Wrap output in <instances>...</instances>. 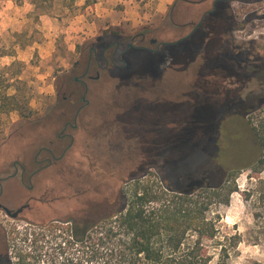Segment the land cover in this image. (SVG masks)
<instances>
[{
    "label": "rangeland",
    "instance_id": "374dc122",
    "mask_svg": "<svg viewBox=\"0 0 264 264\" xmlns=\"http://www.w3.org/2000/svg\"><path fill=\"white\" fill-rule=\"evenodd\" d=\"M175 1L149 25L138 29L122 25L118 34L132 38L146 29L157 30ZM245 1H233L229 19L221 8L214 23L206 19L192 37L163 48L161 58L127 53L118 62L127 67L113 70V82L92 87L91 116L79 121L76 136H55L63 126L60 115H52L63 105L57 100L58 82L70 76L82 48L99 39L112 41L115 33L99 26L95 6L85 8L86 0H76L72 7L63 0L48 1L42 9L50 15H41L31 0H0V145H6L1 149L0 178L14 174L16 164L30 168V173L49 165L33 178L32 192L19 177L4 184L1 203L12 209L31 207L27 215L32 221H14L0 213L12 264H81L74 230L81 233L87 225L118 213L136 186L132 179L153 188L163 182L179 186L178 178L202 163L208 136L219 140L223 154L232 137L246 145L209 174V184L228 181L237 188L229 203L217 204L213 212L222 217V235L237 236L230 264H264V202L258 200L264 193V167L259 172L249 169L260 150L247 125L248 120L259 125L264 110L244 117L240 109L227 117L230 99L238 92L242 99L264 94V84L257 79L264 58V0ZM212 2L180 8V20H198ZM84 24L92 26L88 35L68 43L65 38L81 33ZM228 31L232 45L224 50L219 37ZM190 32L178 36L185 38ZM163 33L162 42L181 40L178 32ZM188 62L195 65L184 73ZM203 87L216 91L219 100L211 104L213 126L201 107L193 104L191 113L192 104H185ZM176 99L180 102L176 116L164 114L170 109L159 102ZM251 106L248 110L254 109ZM87 120L91 134L81 127ZM106 120L111 124L104 127ZM37 151L42 164L34 159ZM216 261L215 257L212 264Z\"/></svg>",
    "mask_w": 264,
    "mask_h": 264
},
{
    "label": "trees",
    "instance_id": "16d2710c",
    "mask_svg": "<svg viewBox=\"0 0 264 264\" xmlns=\"http://www.w3.org/2000/svg\"><path fill=\"white\" fill-rule=\"evenodd\" d=\"M31 1L35 10L39 11L41 15H50V11L42 9V5L53 0ZM63 1L69 2L70 5L76 2V0ZM209 1H213L211 9L201 14L198 20L189 23L180 20V8L205 6ZM233 1L176 0L170 8L166 20L157 30L146 29L134 37L141 36L150 43L152 40L162 42L163 32L166 30L178 32L176 34L178 36L183 31L190 29L189 36L187 35L185 38L178 36L181 40L190 38L193 32H198L204 27L203 22L206 19H209L207 22L210 24L214 23L218 17L216 14L221 8H224L229 19L232 16ZM261 1L263 0H246L245 2L257 3ZM96 2L97 0H86L85 8ZM215 3H217L216 10H214ZM110 30L115 34L119 33L117 28ZM209 37L211 34L208 33L207 38ZM219 38L222 39V45L225 44L224 50L231 48V31L222 33ZM219 49V46L215 48L216 51ZM188 65H186L187 69L184 73H187L195 65V62H188ZM258 67L257 73H260L257 79L261 80L262 84H260L263 86L264 58L260 59ZM215 92L209 93L203 87V92L195 93V100L193 99L190 104L185 103L192 104L190 112H193V104L199 106L198 109L201 107L205 120L212 126L214 123L211 122V116L215 113L212 106L219 103ZM242 97V94L238 92L233 99H230L227 117L240 109L243 111L244 117L250 113L264 110V97L258 101L259 106L253 110H248L247 106L240 107L238 105ZM170 101L180 103L178 99L168 100V102ZM235 104L237 106L231 107ZM211 108L214 110L213 113ZM247 125L254 135L251 136L253 141L258 144L260 150L259 158L249 166V169L259 172L264 167V119L259 125L248 120ZM230 142L231 145L226 149V154H223L219 140L208 136L202 146L204 153L202 163L196 170L193 167L190 172L186 171L182 174L178 178L179 186L163 182L159 188H153L148 185L140 186L141 179L130 180L136 182V186L118 213L94 224L85 225L86 227L81 233L74 230L72 238L81 245V264H212L215 257L217 258L215 264H230V259L235 251L234 247L238 245L237 236L228 238V236L222 235L220 227L222 217L218 212L214 213L213 209L217 204L229 203L230 195L237 191V188L228 186V181L209 184V174L217 164H223L229 159L232 151L240 150L239 147H242L241 151L244 150L243 140L240 141L239 138L232 137ZM3 145H0V158ZM9 150L12 152L11 149ZM39 152L35 153L34 159ZM258 195V200L264 202V193ZM211 213L214 214L212 217H210Z\"/></svg>",
    "mask_w": 264,
    "mask_h": 264
},
{
    "label": "flooded vegetation",
    "instance_id": "af4514ba",
    "mask_svg": "<svg viewBox=\"0 0 264 264\" xmlns=\"http://www.w3.org/2000/svg\"><path fill=\"white\" fill-rule=\"evenodd\" d=\"M217 3L214 4V10L217 8ZM181 41L182 40L171 44L152 40L150 43L147 40L145 41L141 36L125 38L120 37L119 34H114L112 41L110 40L109 42H106L103 39H99L82 48L79 54V60L73 65L72 72L70 74L71 77L67 76L63 81L61 80L58 82L57 100H62L63 105L57 106L59 111L53 113L52 115H60L59 121L63 123V126L55 133V136H76V131L79 130V121L82 117L88 119L91 116L90 108L92 104V87L96 85V83H101L102 81L106 83L113 82V70L115 71L127 67H122L118 64V62H121L127 53L137 51L149 58L156 56L161 58L163 48H166L167 46H177L181 43ZM123 46L126 47L123 51H121ZM164 59L165 58H162V60ZM261 95L254 96L253 98L246 97L240 100L238 105L240 107L254 105L251 107L255 108L259 106L258 101L264 97V94L262 96ZM160 103H162V107H168V109H170L169 112L166 110L164 114H173L176 116V109L179 103L171 101L168 102L167 100H163L162 102H159V104ZM110 124L111 120L104 121V127H107V125ZM221 124V121L217 124V131ZM81 127H83L85 131L89 130V134H91L90 120H87V122H85ZM40 156L41 151L37 154L36 158V162L38 164H42L44 162L38 160ZM49 161L51 165L52 160ZM48 166L49 165L40 166L38 170L30 173V168L22 165H19L18 167L16 164L14 166V168H16L14 174H10L5 178L0 179V200H2L5 192L4 184L18 177L20 178V182L24 188L28 189L30 192L34 191L35 185L32 181L33 178ZM27 176L28 178L26 179ZM30 210L31 207L29 204L23 205L17 209H12L0 202V213L10 219H13L14 221H32L27 215V212ZM7 246V233L0 221V264H12L9 258Z\"/></svg>",
    "mask_w": 264,
    "mask_h": 264
},
{
    "label": "crops",
    "instance_id": "0c3cea01",
    "mask_svg": "<svg viewBox=\"0 0 264 264\" xmlns=\"http://www.w3.org/2000/svg\"><path fill=\"white\" fill-rule=\"evenodd\" d=\"M94 4L93 13L97 15L99 26L104 30L109 28H119L128 25L133 29H138L144 25H149L156 15H165L174 0H97ZM89 8V7H87ZM101 10V14H98ZM44 16H41V19ZM81 33L68 36L65 40L70 43V39H81L92 30V26L84 24ZM88 30V31H87Z\"/></svg>",
    "mask_w": 264,
    "mask_h": 264
}]
</instances>
